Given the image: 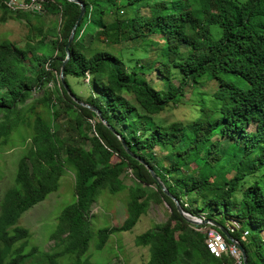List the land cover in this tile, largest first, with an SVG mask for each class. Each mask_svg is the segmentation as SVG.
<instances>
[{
    "label": "trees",
    "instance_id": "1",
    "mask_svg": "<svg viewBox=\"0 0 264 264\" xmlns=\"http://www.w3.org/2000/svg\"><path fill=\"white\" fill-rule=\"evenodd\" d=\"M51 1L46 0L44 11L59 14L60 22L45 34L40 28L43 36L36 43L0 41V145L20 125L32 130L23 135L15 183L0 197V264H26L35 255L36 247L27 250L31 232L18 221L58 191L67 171L74 173L75 201L59 216L64 248L44 253L45 264H60L65 254H75V264H90L80 257L94 234L90 212L103 190L126 188L121 174L127 168L157 191L132 207L143 190L131 188L128 217L120 226L99 229L97 248L111 233L132 230L155 198L170 206L171 215L160 229L136 237L137 246L149 249L145 264H231L209 251L205 235L180 213L177 200L184 212L205 215L226 228L238 221L241 230L229 233L243 244L248 264H264V0H82L86 12L64 66L71 94L60 74L81 8L74 1L55 0L58 12ZM110 7L115 12L107 21ZM0 8L25 14L19 17L28 22L36 12H13L1 1ZM88 21L105 35L103 46L93 48L92 35L88 42L79 38ZM152 53L162 55L143 59ZM153 68L167 81L166 89L147 78ZM86 73L91 92L83 99L67 78H85ZM54 81L52 97L27 103L33 90ZM188 88L196 91L200 115L190 122H161L157 116L182 104ZM227 97L233 105H223ZM38 103L43 112L36 110ZM82 103L98 108L101 117ZM63 116L65 122L56 123ZM68 126L81 140L88 139V147L72 134L61 136L60 129ZM84 126L93 134L81 131ZM158 144L169 145V153L152 155ZM71 146L78 150L67 152ZM110 154L117 156L115 162L106 159ZM137 157L155 171L168 194Z\"/></svg>",
    "mask_w": 264,
    "mask_h": 264
},
{
    "label": "rangeland",
    "instance_id": "2",
    "mask_svg": "<svg viewBox=\"0 0 264 264\" xmlns=\"http://www.w3.org/2000/svg\"><path fill=\"white\" fill-rule=\"evenodd\" d=\"M50 7L58 12L60 11V5L55 0L51 1ZM114 12V7L107 9V21L113 20L111 15H113ZM39 14L43 15L36 17V15ZM21 15L25 14L5 12L4 9L0 8V41L4 39L14 40L20 46H25L28 41L36 43L43 36L39 31L40 28L43 29V34H45L52 26V23L59 24L60 22V15L50 13L49 11L29 14V22L26 18L19 17ZM81 31H83L82 34ZM81 31L79 38L85 42H88L91 35L93 36V48L104 45L103 42H105V35L101 30H98L91 25L89 21L84 25ZM262 31L264 32V28ZM151 37L154 41H160L159 39H161L159 35H152ZM50 39H52V35L46 39V42ZM135 44L137 43L134 42L133 45ZM139 51H143V49ZM160 55H162V53H152L150 56L144 54L143 59L145 60L151 58V60H153L155 57H159ZM146 75L157 89H166L167 81L164 78H161L159 72L155 70V68L146 72ZM57 78L59 80V75H57ZM67 79L76 94L83 99L89 97L91 85L88 84L90 81L88 82L84 77H77L73 75H69ZM58 80L56 81L58 82ZM55 88L56 83L54 81L45 86V89L33 90L31 97L27 100V103H32L34 100L41 97H52V90ZM194 95H196V91L188 88L182 104L167 108L160 115H158L157 118L165 124L175 121H193L200 115V108L196 106L197 98L194 97ZM226 103L233 105L234 100L231 97H227L223 105ZM36 110L43 112V104L38 103ZM64 122V116L60 117L56 121L58 124H62ZM90 123L93 125L94 120H91ZM23 126L24 125H20V128L9 136L8 143L0 145V197L7 188L15 183V173L18 161L25 148L22 143L23 135L25 132H32L30 128ZM68 127V130L67 128L60 129L61 136L66 138L68 135L72 134L80 141L81 144L88 147V139L84 138L81 140L78 132L73 130L70 126ZM82 129L83 130L81 131L86 132L88 135L93 134V131L85 129V126ZM65 150L67 152L77 151L78 148L76 146H71L68 148L65 147ZM169 150V145L158 144L152 155L167 154L169 153ZM106 159L109 162H115L117 160V156L110 154L106 156ZM121 178L124 181L126 188L117 193H111L108 190H103L98 201L92 207L90 212V222L91 229L94 234L88 243L86 252L80 256L81 262L88 260L90 264H145L150 258V252L148 247L136 245V237L147 230L160 229L161 224L164 223L171 215V208L165 201L152 198L150 199V205L147 213L142 215L132 230L111 233L103 248H97L99 242V229L120 226L128 217V201L130 199L131 188L134 189L136 187H141L143 190L142 197L135 199L132 207H137L138 204L146 198L154 195L157 191L156 187L153 185L140 183L135 178L133 171L129 168L123 170ZM74 185V173L72 171H67L60 179V187L58 191L49 194L45 200L34 205L20 217L18 224L23 227H27L31 232L27 250L34 247L37 248L35 255L29 258L26 264H45L46 259L44 253L52 252L54 250H63L64 245L62 239H64L66 235L61 234L58 230L59 216L66 206L75 201ZM186 201L191 204L194 202V198L189 195ZM262 236L264 237V231H262ZM196 256H199L198 252H196ZM75 260V254H65L62 258H60L59 262L60 264H75Z\"/></svg>",
    "mask_w": 264,
    "mask_h": 264
},
{
    "label": "built area",
    "instance_id": "3",
    "mask_svg": "<svg viewBox=\"0 0 264 264\" xmlns=\"http://www.w3.org/2000/svg\"><path fill=\"white\" fill-rule=\"evenodd\" d=\"M7 9L13 12L23 11H44L46 0H0ZM83 31H81V34ZM85 79L89 82L91 80L90 73H86ZM192 216L198 223L195 229L205 235L206 244L209 251L219 258H226L231 264H245L243 253L238 246L241 241L235 240L228 241L226 236L216 227L213 223L206 219L205 215ZM208 220L207 223L205 221ZM227 229L230 233L241 230V224L233 220L227 224ZM248 231L242 232L241 239L246 240Z\"/></svg>",
    "mask_w": 264,
    "mask_h": 264
},
{
    "label": "water",
    "instance_id": "4",
    "mask_svg": "<svg viewBox=\"0 0 264 264\" xmlns=\"http://www.w3.org/2000/svg\"><path fill=\"white\" fill-rule=\"evenodd\" d=\"M70 1H74V2L78 3L80 5V8H81L80 13H79V16L77 18V21H76V23H75V25H74L71 33H70L69 39H68L67 44H66V47H65L67 56H66V58H65V60L63 62L62 70H61V74H60L61 75V81H62L63 85L65 86V88L67 89V91L71 94V91H70V89H69V87H68V85H67V83L65 81V78H64V66H65L66 62L68 61V59L70 58V47H71V45H72V43H73V41L75 39V35H76L77 28L80 25V23H81L84 15H85V12H86V4L82 0H70ZM82 104L88 106L89 108H91L93 111H95L96 113H98V115L101 117V112L98 110V108H96L93 105L86 104V103H82ZM106 124H107V122H106ZM121 140L123 142V145L127 148L126 142H125L124 138H121ZM132 155H133V157H136L134 154H132ZM137 158L139 160H141V162L144 163L148 167V169L152 173L153 177L158 181L159 185L162 187V190H164L168 194V191H167L164 183L159 179V177L157 176V174L155 173V171L149 166V164L145 160L141 159L140 157H137ZM176 203H177V206H178V209H179L180 213L183 216H185L191 223H194V224L198 223V221H196L192 216H190L191 214L184 212V210L182 209L179 201L176 200ZM210 221L213 223L214 226L218 227L226 235V237L228 239L235 240L232 237V235L229 233L228 229L225 226H223L222 224H220L217 221H214V220H210ZM207 222H208V220L205 221V223H207ZM238 246L240 247V249H241V251L243 253L244 260H245V264H248V261H247V253H246V250H245L243 244L239 242L238 243Z\"/></svg>",
    "mask_w": 264,
    "mask_h": 264
}]
</instances>
